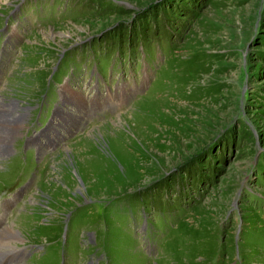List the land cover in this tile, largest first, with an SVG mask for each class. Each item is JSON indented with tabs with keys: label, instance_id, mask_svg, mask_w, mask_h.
Instances as JSON below:
<instances>
[{
	"label": "rangeland",
	"instance_id": "1",
	"mask_svg": "<svg viewBox=\"0 0 264 264\" xmlns=\"http://www.w3.org/2000/svg\"><path fill=\"white\" fill-rule=\"evenodd\" d=\"M48 1L0 0V22L15 8L0 110L13 100L25 118L11 123L0 150V185L19 178L17 160L6 172L15 153L37 160L15 216L0 222V233L11 228L19 237L0 240V248L32 250L16 264H59L69 210L116 197L72 214L65 264H264V0H55L49 11L57 16L30 25L35 11L47 14ZM80 46L97 49V58L80 59ZM65 49L49 84L47 72ZM126 49L142 62V87L152 79L147 90L47 150L82 122L61 113L79 102L71 87L84 68L112 57L104 72L115 60L117 74ZM50 108L48 126L27 142L26 127Z\"/></svg>",
	"mask_w": 264,
	"mask_h": 264
},
{
	"label": "bare ground",
	"instance_id": "2",
	"mask_svg": "<svg viewBox=\"0 0 264 264\" xmlns=\"http://www.w3.org/2000/svg\"><path fill=\"white\" fill-rule=\"evenodd\" d=\"M14 104L15 102H13L12 100L5 105L2 111L0 110V150L2 149L3 145H5V143L7 142L6 140L10 137L11 123H23L25 120L23 116L19 115L17 109L13 106ZM8 105L10 106V108H8ZM15 237H19L18 233L15 230H12L11 228L5 229L3 230V232L0 233V240L4 241L6 245L13 244L12 241Z\"/></svg>",
	"mask_w": 264,
	"mask_h": 264
}]
</instances>
